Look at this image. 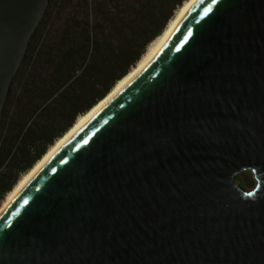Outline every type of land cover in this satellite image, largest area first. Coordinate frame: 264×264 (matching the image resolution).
<instances>
[{"label": "water", "instance_id": "water-1", "mask_svg": "<svg viewBox=\"0 0 264 264\" xmlns=\"http://www.w3.org/2000/svg\"><path fill=\"white\" fill-rule=\"evenodd\" d=\"M49 2L0 0V123ZM0 264H264V0H197L2 212Z\"/></svg>", "mask_w": 264, "mask_h": 264}, {"label": "trees", "instance_id": "trees-1", "mask_svg": "<svg viewBox=\"0 0 264 264\" xmlns=\"http://www.w3.org/2000/svg\"><path fill=\"white\" fill-rule=\"evenodd\" d=\"M187 1L50 0L3 110L0 205L136 67Z\"/></svg>", "mask_w": 264, "mask_h": 264}, {"label": "bare ground", "instance_id": "bare-ground-1", "mask_svg": "<svg viewBox=\"0 0 264 264\" xmlns=\"http://www.w3.org/2000/svg\"><path fill=\"white\" fill-rule=\"evenodd\" d=\"M197 0H188L184 5L177 11L175 17L169 23L168 27L164 33L157 38L147 49L146 54L139 61V63L134 67L130 73L119 81L110 94L101 101L97 106H95L86 115L80 117L74 127L66 133V135L58 140L44 155V157L28 172L26 173L16 184L14 189L7 195L2 207L0 208V215L14 199V197L19 193V191L24 187V185L30 180V178L38 171V169L63 145V143L70 138L86 121H88L94 114L101 110L110 100L117 96L139 73L146 61L164 44L167 37L174 32L178 27L182 19L186 16L188 11L192 8Z\"/></svg>", "mask_w": 264, "mask_h": 264}, {"label": "rangeland", "instance_id": "rangeland-1", "mask_svg": "<svg viewBox=\"0 0 264 264\" xmlns=\"http://www.w3.org/2000/svg\"><path fill=\"white\" fill-rule=\"evenodd\" d=\"M251 173V172H250ZM252 174V173H251ZM24 176V175H23ZM22 176V177H23ZM21 177V178H22ZM20 178V179H21ZM252 179H253V182L252 183H250V181L246 178V176L244 175V173H242V174H240V175H238L237 177H236V180L239 182V184L244 188V189H246V190H251L253 187H254V185H255V181H254V176H253V174H252ZM7 197V196H6ZM6 197H5V199L2 201V203H1V205H0V208L2 207V205H3V203H4V201L6 200Z\"/></svg>", "mask_w": 264, "mask_h": 264}]
</instances>
